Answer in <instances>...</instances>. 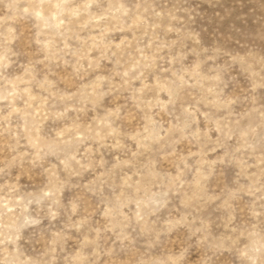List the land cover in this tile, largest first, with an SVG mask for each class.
<instances>
[{"label":"clouds","instance_id":"1","mask_svg":"<svg viewBox=\"0 0 264 264\" xmlns=\"http://www.w3.org/2000/svg\"><path fill=\"white\" fill-rule=\"evenodd\" d=\"M0 264H264V0H0Z\"/></svg>","mask_w":264,"mask_h":264}]
</instances>
